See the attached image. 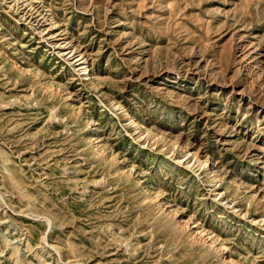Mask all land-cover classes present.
<instances>
[{
    "label": "rangeland",
    "instance_id": "1",
    "mask_svg": "<svg viewBox=\"0 0 264 264\" xmlns=\"http://www.w3.org/2000/svg\"><path fill=\"white\" fill-rule=\"evenodd\" d=\"M0 264H264V0H0Z\"/></svg>",
    "mask_w": 264,
    "mask_h": 264
}]
</instances>
